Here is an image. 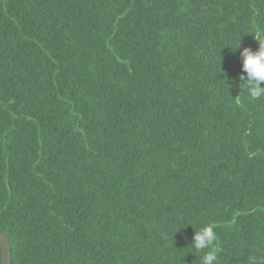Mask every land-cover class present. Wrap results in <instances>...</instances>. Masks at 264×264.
<instances>
[{
    "label": "trees",
    "instance_id": "16d2710c",
    "mask_svg": "<svg viewBox=\"0 0 264 264\" xmlns=\"http://www.w3.org/2000/svg\"><path fill=\"white\" fill-rule=\"evenodd\" d=\"M0 231L12 264H264V0H0Z\"/></svg>",
    "mask_w": 264,
    "mask_h": 264
},
{
    "label": "water",
    "instance_id": "95a60500",
    "mask_svg": "<svg viewBox=\"0 0 264 264\" xmlns=\"http://www.w3.org/2000/svg\"><path fill=\"white\" fill-rule=\"evenodd\" d=\"M0 245H1V264H12L11 263V248L8 237L0 231Z\"/></svg>",
    "mask_w": 264,
    "mask_h": 264
}]
</instances>
